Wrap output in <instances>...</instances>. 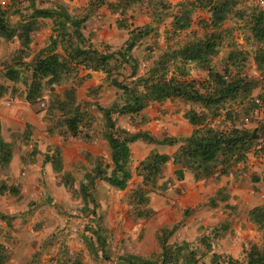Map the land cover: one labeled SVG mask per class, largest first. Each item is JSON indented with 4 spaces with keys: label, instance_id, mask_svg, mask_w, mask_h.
Returning a JSON list of instances; mask_svg holds the SVG:
<instances>
[{
    "label": "trees",
    "instance_id": "obj_1",
    "mask_svg": "<svg viewBox=\"0 0 264 264\" xmlns=\"http://www.w3.org/2000/svg\"><path fill=\"white\" fill-rule=\"evenodd\" d=\"M8 1L5 6L0 4V40L14 42L17 48L13 64L4 69V77L14 85L21 83L24 89L1 86L0 98L9 92L11 97L17 95L29 103L37 102L46 92L51 93L53 84L72 75L80 66L107 73L111 85L120 92L117 101L110 106H97L105 122L110 160L95 159L93 169L85 174L78 189L83 204L81 214L90 220L86 231L91 238L95 237L101 253L106 238L95 186L98 181H104L119 190L125 189L131 178L130 146L136 141L178 146L171 156L152 151L139 163L140 183L127 200L131 214L140 219L149 216V195L157 190V181L169 161L175 167L176 179H182L184 172L190 171L194 180L199 181L215 174L225 175L232 165L245 161L249 153L264 156V151L257 150L264 134V122L254 121L255 99L262 95L256 91L264 89V9L256 0H185L175 5L169 0H88L80 14H71L58 0ZM101 7L118 15L119 27H129L126 15L133 7L141 9L151 24L133 28L129 38L118 48L96 46L82 30ZM197 11L208 15L197 24L203 34L174 41L192 26ZM11 16L19 18L15 25L10 22ZM44 19L50 20L52 34L29 58L33 35ZM167 21L166 46L158 54L149 49V64L144 73L137 76L139 63L132 57V50L143 39L154 33L158 35V27ZM249 59L258 78L246 71ZM193 68L200 72V80H187ZM169 99H182L189 104L185 116L197 127L191 136L182 140L166 136L155 138L147 132L134 133L116 126L114 116L128 115L132 121L150 103ZM48 103L49 116L50 108H54L50 97ZM56 104L66 134L80 136L82 126L87 127L92 121L89 114L81 105H76L73 93L65 102ZM216 118L218 124L212 125ZM10 158V148L0 138L1 170ZM48 160L46 156L45 161ZM59 161L56 152L52 159L55 168ZM62 183L72 190L70 178L64 176ZM5 193L14 195L15 189L0 183V195ZM249 218L257 225L261 237L258 243L243 248L241 258L218 250L227 225L214 227L191 242L170 244L177 225L159 233L158 254L149 258L119 257L116 264H264V205L253 208ZM6 261V249L0 245V264Z\"/></svg>",
    "mask_w": 264,
    "mask_h": 264
},
{
    "label": "crops",
    "instance_id": "obj_2",
    "mask_svg": "<svg viewBox=\"0 0 264 264\" xmlns=\"http://www.w3.org/2000/svg\"><path fill=\"white\" fill-rule=\"evenodd\" d=\"M169 1L175 5L185 0ZM112 16H117L114 23L111 19ZM145 18L141 19L140 16L137 18L139 22H142L140 26V23H137L135 19V22L127 21L129 27H119L116 22L118 15L111 13L107 7H101L90 16L88 19L90 21L86 22L82 32L84 36L90 37L96 46L109 45L112 48H118L129 38V33L133 28L151 24L150 18L148 16ZM17 19L19 20L18 16ZM43 21L48 20L44 19ZM166 23L158 27H164V39H166L165 31L169 24ZM192 29L193 24L183 32L192 31ZM38 34L39 39L35 48L40 50L52 34L51 25L47 29L39 30ZM150 37L152 35L149 36L152 41ZM153 38L156 39V37ZM147 39L148 37L145 38V41ZM162 39L163 37L160 36L159 40L162 41ZM141 43L131 52L132 57L139 63L137 76L142 75L149 64L147 61L150 56L149 49L152 48L156 54L164 49V47L157 48L153 45V41L151 43L143 42L145 48L142 53L144 55L139 56L135 50ZM35 44L36 42L32 43V45ZM31 48L29 58L38 51L31 53ZM12 51L8 50L4 55H0V62H2L0 65V87L15 86L14 88L17 89L22 85L21 83L14 85L4 77L5 67L9 68V64H13L14 54H11ZM58 52H62L61 48H58ZM7 59L10 60L5 62ZM199 78H201L200 72L193 68L187 80H200ZM71 93H73L76 105H81V109L89 114L92 121L91 113H94L95 110L97 114L93 115L99 118L97 122L91 121L89 122L91 126H87L94 131L92 136L84 134L89 143L78 145L72 150L62 146L64 141L57 133L55 123L53 124V118H51L56 113L60 114L56 103L65 102ZM46 96L47 92L42 98L45 99ZM119 96L120 92L111 85L107 73L92 71L80 66L72 75L64 77L58 84L51 86V93L48 97H50L54 108H50L49 116L46 113L45 117H41L37 109L38 102L29 103L22 98L16 100L12 106H4L0 100V138L9 146L11 154L8 165L4 170L0 169L3 171L0 174V183L8 184L9 178L15 179L10 185L15 189V194L0 195L11 197V199L0 200V208L4 212H0V245L6 249L7 261L5 264H99L100 260L104 264H116L119 257L129 255L149 258L160 251L158 235L162 230H169L179 225L177 231H188L186 229L191 225V222L187 220L184 223L183 219L190 216V209H194V218L197 220V222L195 221L197 227L194 231L197 232L196 236L202 232V229L211 230L225 224L227 231L220 240L223 243L231 236V242L228 244L225 242L226 245L223 246L220 253L233 258L243 257V248L258 243L261 237L257 225L249 218V212L253 208L264 205V161L261 156L255 155L253 152L247 154L245 161L232 165L225 175L217 176L215 174L211 178L199 181L194 180L190 171H185L182 179H176L175 167L169 161L158 182L164 181L169 176H174L173 190L166 189L163 182L158 184L157 194H152L151 200L149 199V216L141 219L131 214V207L127 200V196L139 184L134 173L137 166L130 168L131 178L123 190L114 188L104 181H98L95 186L96 202L102 213L101 224L106 238L104 252H100L95 237L91 238V234L86 231L90 220L81 214L83 204L78 195V189L85 174L93 169V165L90 170L85 169L91 160L106 156L107 153L110 158L109 146L105 138V122L97 106L108 107L117 101ZM184 103L186 102L182 99L150 103L135 117V120L131 121L128 115L114 116V120L117 127L130 132H147L155 138L166 136L182 140L191 136L197 129L196 126L188 122L184 107L179 106ZM187 105L189 108V104ZM97 123L100 126L96 131L94 129H96ZM214 124H218V118L213 121L212 125ZM88 133L91 134L90 131ZM136 146H144L145 157L148 152L152 151L171 156L178 147L160 145L154 147V145L146 144L143 141H136L130 146L131 158L133 147ZM68 150L74 154L76 161L68 159L64 161V154ZM56 152L59 153L60 159L57 168L52 163ZM46 156L49 158L48 161H45ZM142 156L143 154L137 158L141 160ZM75 162L76 167L74 168ZM73 170L81 171H79L81 177L77 188L74 187ZM64 176L70 178L71 182L73 181L72 190L62 183ZM57 184L59 185L57 186ZM66 190L67 192H65ZM105 192L109 195L107 202L101 198L104 197ZM24 193L30 194L25 198ZM60 196L64 198L61 199ZM72 196L77 200H73ZM22 201L24 203L21 204ZM172 201H177V204L181 206L179 214H176L177 209ZM112 207L126 209L132 220L135 219V221L133 220L134 225L131 224L134 228L129 234L131 240H136L141 234V244L144 245L148 242V245H155V249L149 251L147 248V253L143 255L122 253L115 258L110 256L113 254L109 249V239L120 241L125 238L117 228L118 222L114 223L115 220L111 219V215L106 216V210H111ZM157 207L158 210H156ZM178 215L179 217H177ZM130 221H126L124 218L121 224L127 225ZM92 225L94 226V223ZM195 235L182 241L191 242L197 238Z\"/></svg>",
    "mask_w": 264,
    "mask_h": 264
},
{
    "label": "rangeland",
    "instance_id": "obj_3",
    "mask_svg": "<svg viewBox=\"0 0 264 264\" xmlns=\"http://www.w3.org/2000/svg\"><path fill=\"white\" fill-rule=\"evenodd\" d=\"M58 1H59V3L63 4L68 9V11L71 14H80V13H82L83 10L85 9V7L87 6V3H88V0H58ZM175 1H179V0H175ZM8 3H9L8 0H0V4L2 6H5ZM126 16H127L129 22H132V21L135 22V19H136V22L137 23H140L139 26L142 24V22H139L137 18H139V16H140L141 19H143V18L146 19L145 17H147L143 13V11H141V9L134 8V7H133V9H131L130 11H128V13H127ZM116 18H117V16H112L111 17V19L113 20V23L116 20ZM207 18H208L207 12L197 11L193 15V23H192L193 24V29H192V31L183 32L179 36L175 37L174 38V41H177V40L184 41V40H187L188 37H191L193 35H196L197 37H200L203 34V31L199 28V26L197 24L199 23L200 20H205ZM89 21L90 20H88V22ZM10 22H11L12 25H15L18 22L17 16H11L10 17ZM167 22H169V21H167ZM166 24H168V23H166ZM50 25H51V22L49 20L48 21H41V23L39 25V30L41 31L44 28L47 29V27H49ZM39 30L36 33H34V35H33V42H36V44L35 45H32L31 53H35L38 50L37 48H35V46L37 47V43H38V39H39V34H38ZM163 32H164V27L161 26L160 28H158V32H157L158 35H156V33H154V34H152V37H150V38H152V41L154 43V44L153 43L152 44L155 45V46H157V48L158 47L163 48L167 44L166 43V40L164 39ZM160 36L163 37L162 41L159 40V37ZM153 37H156V39L153 38ZM152 41L149 39V37H148L147 41H145V39H143L141 45L135 50V52L136 53L138 52L139 56H141L143 54L142 52H143V50L145 48L144 45H143V42L144 43L145 42L146 43H151ZM156 44H158V45H156ZM16 48H17V44L14 43V42H7L5 40H1L0 41V55H4L5 52L8 51V50H13L11 52V54H14L15 55V49ZM8 60H10V59H7L5 62H8ZM1 64H2V62H0V65ZM246 71H247V73L250 76H254L256 78L259 77L258 72H257L255 66L253 65L251 59H249V62H247ZM199 79H201V78H199ZM6 87H7V89L10 88V86L9 87L6 86ZM19 89L23 91L24 86L21 85L19 87ZM256 92L257 93L258 92L264 93V89L259 88ZM48 95H49V93H47V96L44 99V102H45V108L44 109L39 106V103L37 104L38 113L41 115V117H45L47 111L49 110L48 109L49 108V103H48L49 102V97H48ZM6 98L7 99L12 98V103L10 104V106H12V104L16 100L22 99V97H19L17 95H14L13 97H11L9 95V92H8V93H6V95H4L0 99L1 100V103H3ZM2 105L7 106L4 103ZM179 106H183L184 107V111L187 112V110H188L187 103H184V105H179ZM93 114H97V111L95 110L94 113H91V116L93 117V121L92 122H97V120L99 118L98 117H95ZM52 118H53V124L55 123V128L57 130V133L62 137V141H64L63 144H62V146L69 147L72 150L73 148H75L78 145H83V144H88L89 143L88 139H85L84 134L87 133L88 136H90V135L92 136V133L94 132V131H92L93 129L91 130V128H89V127H85V126L83 127L82 126L81 135L78 136V137H71L69 134H66V132H65V128H64V126L62 125V122H61L62 121L61 120V115L56 113ZM254 121L255 122H261V123L264 122V119H263L262 114L257 113L255 115V117H254ZM89 126H91V123L89 124ZM99 126L100 125H98V123H97L96 124V129H94V130L97 131L99 129ZM88 131H90L91 134H89ZM154 147H157V146L154 145ZM71 150H68V152H66V154H64V161L66 159L71 160V161H76V158H74V154L71 152ZM65 151H67V150H65ZM149 153L150 152H148L147 154H149ZM141 154H143V156H142L141 160H139V158H137V156H139ZM145 154H146V152H145L144 146H142V147H138V146L133 147V153H132V158H131V162H130L131 164L129 165V167L130 168L132 166H137L138 167L139 163L145 158ZM133 155H134V157H133ZM97 158L102 159L103 162L110 160L108 153L106 154V156L96 157L95 159H97ZM95 159L91 160V163H89L88 164L89 166L87 168H85V169L90 170L91 167H92V165H94ZM261 159L264 161V156L261 157ZM73 167L74 168L76 167V162L73 164ZM69 171H71V169H69ZM79 171L73 170V172H72L73 177H74V187L75 188H77L78 183L80 182L79 180H80V177H81V173L79 174ZM2 172L3 171H0V174H2ZM134 173H135V176L137 177V181L140 183V178H139V175H138L137 168L135 169ZM174 180H175L174 179V176H172V177L169 176V177H167V179H164V181H160V182L157 181V185L156 186L159 188L158 184H161L163 182L162 184H164V186L166 187V189L173 190V186H174V182L173 181ZM14 181H15V179L9 178L7 183L9 185H11V183H13ZM72 183H73V181H72ZM59 184H57V186ZM205 185H206L205 187H207V184H205ZM59 186H61V184ZM163 191H165V190H163ZM65 192H67V190ZM29 194L30 193H24L25 198L28 197ZM63 194H65V193H63ZM152 194L153 195L154 194H157V190L154 191V192H152L149 195V199L150 200H151V195ZM0 197H3V198H0V200H6V198H10L11 199V197H8V196H0ZM60 197H61V199L64 198L63 196H60ZM101 198L102 199L104 198L105 199L104 202L105 201L107 202V200L109 198V195L107 194V192H105L104 197H101ZM72 199L75 200V201L77 200V198H75L74 196H72ZM22 203H24V201H22L21 204ZM172 203L176 206L175 207L177 209L176 214H179L180 213V209L179 208L181 206H179L177 204V201H172ZM0 207H1V204H0ZM127 209L129 210V208H127ZM121 210H122L121 208H114V207H112L111 210H106V216H110L111 215V219L112 220H115L114 223H116V221L118 222L117 228L125 236V238L122 239V240H120V241L118 239H109V244H110L109 245V249H110V251L113 254V255L110 254V256H113V258H115L117 255H122V253L123 254H129V253H131V254H137V255H140L141 254V255H143L144 253H147L146 252L147 248L149 249V251L151 249H155V245H152V244L151 245L150 244L148 245V242H146L144 245L141 244V239H142V235L141 234L138 236V238L136 240H133V239L131 240L130 239L129 234L131 233L132 229L134 228L133 226H131V224L134 225L135 219H133L134 221L132 220V217H131L130 213L129 212L127 213L126 209H124L122 211ZM130 210H131V208H130ZM156 210H158V207L156 208ZM190 210H191L190 216L189 217L187 216V217H185L183 219V222L184 223H186L187 220H188V222H191V225L188 227V229H186L188 231H183V230L177 231L176 234H175V236L172 237V238H170V240H169V243L170 244H172V243H179L183 239L190 238V237H192L193 235H195L197 233V232H194L196 230V227H197V225L195 223V221L197 222V220H196V218H194V214H193L194 213V209H190ZM68 211H69L70 214H72V212H70V209H68ZM0 212L4 213L1 208H0ZM156 212L159 213V211H156ZM160 214H163V213L160 212ZM21 215H23L22 212H21ZM177 217H179V215ZM124 218H125L126 221L127 220H129V221L131 220L130 223L127 224V225L121 224L122 219H124ZM192 219H193V221H190ZM209 230L210 229H202V232H199V233H201V234L208 233ZM199 233H198L197 236L196 235L195 236L196 237L200 236ZM225 242H227V244L229 242H231V236H230V238H227V240L224 241L223 243H221V240L218 242V244H219L218 250L219 251H221L222 248H223V246L226 245ZM99 264H104V262L102 260H100V263Z\"/></svg>",
    "mask_w": 264,
    "mask_h": 264
},
{
    "label": "built area",
    "instance_id": "obj_4",
    "mask_svg": "<svg viewBox=\"0 0 264 264\" xmlns=\"http://www.w3.org/2000/svg\"><path fill=\"white\" fill-rule=\"evenodd\" d=\"M256 1L264 9V0H256ZM37 102L39 103V106L41 108H43V109L45 108L44 98H39ZM3 103L5 105H7V106L10 105L12 103V98H9V99L6 98ZM255 104L257 106V109H256L255 113L256 114L257 113L262 114L263 119H264V93H262V95L260 97H257L255 99ZM257 150L260 151V152L264 151V134L261 137V139L259 140V143L257 145Z\"/></svg>",
    "mask_w": 264,
    "mask_h": 264
}]
</instances>
